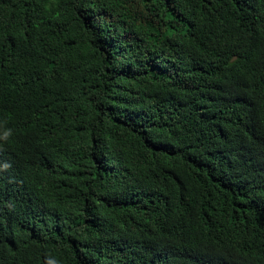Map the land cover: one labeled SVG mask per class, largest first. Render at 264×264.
I'll list each match as a JSON object with an SVG mask.
<instances>
[{
    "label": "trees",
    "instance_id": "16d2710c",
    "mask_svg": "<svg viewBox=\"0 0 264 264\" xmlns=\"http://www.w3.org/2000/svg\"><path fill=\"white\" fill-rule=\"evenodd\" d=\"M49 259L264 264V0H0V264Z\"/></svg>",
    "mask_w": 264,
    "mask_h": 264
},
{
    "label": "clouds",
    "instance_id": "9594fccd",
    "mask_svg": "<svg viewBox=\"0 0 264 264\" xmlns=\"http://www.w3.org/2000/svg\"><path fill=\"white\" fill-rule=\"evenodd\" d=\"M7 135V134H6ZM11 165H5V169L9 168ZM46 264H57V262L53 259H49Z\"/></svg>",
    "mask_w": 264,
    "mask_h": 264
}]
</instances>
